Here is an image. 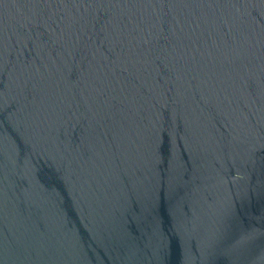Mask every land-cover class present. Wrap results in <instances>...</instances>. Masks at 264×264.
Instances as JSON below:
<instances>
[{
    "label": "water",
    "instance_id": "water-1",
    "mask_svg": "<svg viewBox=\"0 0 264 264\" xmlns=\"http://www.w3.org/2000/svg\"><path fill=\"white\" fill-rule=\"evenodd\" d=\"M0 264H264V0H0Z\"/></svg>",
    "mask_w": 264,
    "mask_h": 264
}]
</instances>
